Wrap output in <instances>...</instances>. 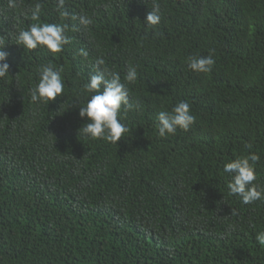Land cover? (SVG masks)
Returning a JSON list of instances; mask_svg holds the SVG:
<instances>
[{
  "label": "trees",
  "instance_id": "obj_1",
  "mask_svg": "<svg viewBox=\"0 0 264 264\" xmlns=\"http://www.w3.org/2000/svg\"><path fill=\"white\" fill-rule=\"evenodd\" d=\"M155 2L151 26L153 0H65L93 20L85 29L61 19L58 0H0V264H264V200L243 203L225 171L255 153L264 188V0ZM37 3L39 23L69 25L62 53L17 44ZM209 55L211 72L190 68ZM100 58L141 102L122 112L118 144L79 134ZM47 64L63 67L64 96L32 102ZM181 101L196 122L161 137L159 113Z\"/></svg>",
  "mask_w": 264,
  "mask_h": 264
},
{
  "label": "clouds",
  "instance_id": "obj_2",
  "mask_svg": "<svg viewBox=\"0 0 264 264\" xmlns=\"http://www.w3.org/2000/svg\"><path fill=\"white\" fill-rule=\"evenodd\" d=\"M20 5L17 0H9L10 8H17ZM43 5L37 3L32 9L31 19L37 21L30 25L28 30H21L17 38V44L23 45L25 49L36 50L39 47H46L51 53L59 54L64 50V46L71 41L67 36L69 25L55 23H39L40 13ZM57 11L60 13L61 19L79 20L80 26L88 28L93 20L86 16H76L71 14L65 8V0H58ZM161 5L153 0V7L147 15L146 23L156 26L161 22ZM73 31H80L79 26H72ZM5 39L0 36V61H6L8 53L2 49L5 46ZM214 51V50H213ZM80 54L87 57L88 53L80 50ZM215 60L212 55L207 57H189V66L192 70L200 73H209L213 70ZM10 65L8 63H0V78L9 75ZM41 78L37 88L31 92V101L49 104L55 102L57 98L64 96V81L61 73L63 67L55 68L51 64L41 66ZM137 79V71L135 67H129L125 80L129 83L135 82ZM91 95L87 105L80 107V116L86 117L89 121L79 129L90 136L92 139H106L108 142L118 144V142L126 138V134L130 129L121 122V114L127 116L128 111L141 107L139 100L132 101L130 98V90L127 83L122 82L118 72H113L107 68L103 58L96 61V72L90 77V82L84 85V89ZM159 135L165 137L174 135L177 129L184 131L190 130L191 126L196 122V117L191 114V105L186 101H181L171 113L161 111L158 115ZM251 148L252 145H247ZM259 155L253 153L248 156L240 157L225 166V171L234 174V179L228 184L231 194L238 195L242 198L243 203L252 204L258 200H264V188L256 185L257 173L254 165L259 161ZM232 214H236L232 210ZM257 240L264 245V233L257 236Z\"/></svg>",
  "mask_w": 264,
  "mask_h": 264
}]
</instances>
